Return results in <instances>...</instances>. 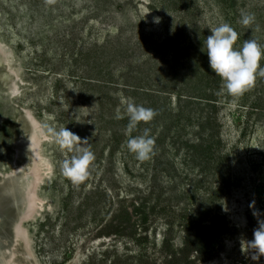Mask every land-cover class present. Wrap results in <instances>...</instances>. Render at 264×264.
<instances>
[{
  "label": "rangeland",
  "instance_id": "374dc122",
  "mask_svg": "<svg viewBox=\"0 0 264 264\" xmlns=\"http://www.w3.org/2000/svg\"><path fill=\"white\" fill-rule=\"evenodd\" d=\"M242 12L254 23L242 25ZM222 23L238 33L234 47L264 48V0H0V180L32 165L25 150L16 157L27 121L38 142L33 204L8 264H85L96 247L161 230L187 195L196 212L222 219L209 260L196 264H264L247 246L264 220V58L253 85L228 94L204 45ZM129 101L156 112L130 134ZM45 126L88 139L86 179L63 175L76 153ZM145 128L155 148L140 161L127 140ZM12 210L2 201L0 230Z\"/></svg>",
  "mask_w": 264,
  "mask_h": 264
},
{
  "label": "clouds",
  "instance_id": "9594fccd",
  "mask_svg": "<svg viewBox=\"0 0 264 264\" xmlns=\"http://www.w3.org/2000/svg\"><path fill=\"white\" fill-rule=\"evenodd\" d=\"M255 21L252 13L241 14L240 23L244 26L251 25ZM159 23V19H155ZM238 40V33L228 23H222L211 30L204 45L207 49L209 68L222 80V86L227 93L240 96L254 83L259 62L264 58V48L255 40H245L241 47H234ZM259 75L264 76V68H259ZM128 114L127 133L134 131L141 122L148 123L153 120L156 112L152 108L129 101L126 109ZM117 118H121L119 115ZM46 128V135H51L55 142L69 152L75 151V155L63 160L61 170L65 177L73 182L83 181L87 178L88 169L95 159L94 153L88 146L87 138L81 139L67 127L58 131ZM145 128L142 135L130 136L127 140V149L135 154L140 161L149 159L154 154L155 141ZM256 215V213H254ZM248 249L254 250L252 259L258 260L264 256V220L258 221V227L253 231L252 240L247 242Z\"/></svg>",
  "mask_w": 264,
  "mask_h": 264
},
{
  "label": "trees",
  "instance_id": "16d2710c",
  "mask_svg": "<svg viewBox=\"0 0 264 264\" xmlns=\"http://www.w3.org/2000/svg\"><path fill=\"white\" fill-rule=\"evenodd\" d=\"M192 147H199L203 153L209 149L202 145ZM202 162L207 166L206 158ZM185 197L184 202L165 212L161 230L153 233L141 229V234L136 233L131 243L119 242L96 247L95 252L92 251L85 257V264L106 260L109 263L113 261L122 264H196L201 259L209 260L213 250L210 246L211 240L218 234V225L221 223L219 221L222 219L207 218L206 210L196 212L189 203L194 197ZM96 218L95 216L91 219L95 222ZM175 232L182 237L172 239ZM112 251L114 254L110 255Z\"/></svg>",
  "mask_w": 264,
  "mask_h": 264
},
{
  "label": "bare ground",
  "instance_id": "6f19581e",
  "mask_svg": "<svg viewBox=\"0 0 264 264\" xmlns=\"http://www.w3.org/2000/svg\"><path fill=\"white\" fill-rule=\"evenodd\" d=\"M0 52V68L4 61L3 55ZM11 72L3 71V78L8 80L7 88H13L10 85ZM11 86V87H10ZM28 122V127L32 134L28 139L21 140L16 147V157L22 154V150L26 151L31 164L25 165L23 173L15 175L20 169H15L13 172L4 175L0 180V204L2 201L10 203L13 209L7 216L3 228L0 230V264H8L7 257L15 252L14 245L18 241L24 239L19 223L25 220L30 215V207L33 204V190L36 183L37 174V144L33 125Z\"/></svg>",
  "mask_w": 264,
  "mask_h": 264
}]
</instances>
